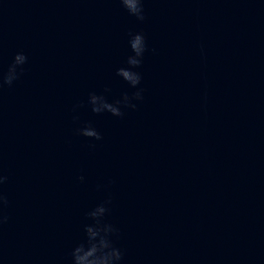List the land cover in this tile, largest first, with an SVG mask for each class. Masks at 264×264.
Returning a JSON list of instances; mask_svg holds the SVG:
<instances>
[{"label": "water", "instance_id": "1", "mask_svg": "<svg viewBox=\"0 0 264 264\" xmlns=\"http://www.w3.org/2000/svg\"><path fill=\"white\" fill-rule=\"evenodd\" d=\"M144 9L140 22L119 0H0V69L28 57L0 92V264H71L107 199L121 264H264V0ZM135 32L144 99L94 114L89 93L136 91L116 75ZM86 122L101 140L75 134Z\"/></svg>", "mask_w": 264, "mask_h": 264}, {"label": "clouds", "instance_id": "2", "mask_svg": "<svg viewBox=\"0 0 264 264\" xmlns=\"http://www.w3.org/2000/svg\"><path fill=\"white\" fill-rule=\"evenodd\" d=\"M119 3L137 21L143 22L146 19L144 0H119ZM128 45L131 49V54L126 59L127 66L118 68L116 75L123 79L131 88L136 89V91L132 92L131 95L125 93L121 98L112 101H109L103 93H89L87 103L94 114L99 115L107 112L114 117H123L124 108L135 109L137 104L133 103V101L142 102L144 99V89L139 87L142 76L137 71L143 63L145 52L148 50L144 33H129ZM27 61L28 57L23 52H18L14 55L6 72L0 69V92L5 86L10 88L15 81L19 80ZM109 91L110 89H105V93ZM82 106V104H78L75 107L79 108ZM74 119L78 120L79 118L74 117ZM75 134L95 140L102 139L100 132L91 122H86L76 128ZM78 179L83 182L84 176H80ZM7 180L8 177L3 174L2 168H0V229L9 219L5 212L9 201L3 191V185ZM110 204L111 199H107L86 213L92 223L85 224L84 239L71 250V264H121L124 253L114 242V238H119V230L113 224L105 221V217L110 211Z\"/></svg>", "mask_w": 264, "mask_h": 264}]
</instances>
